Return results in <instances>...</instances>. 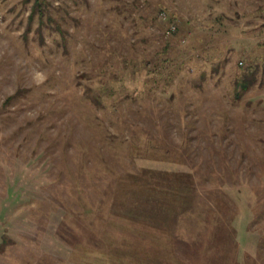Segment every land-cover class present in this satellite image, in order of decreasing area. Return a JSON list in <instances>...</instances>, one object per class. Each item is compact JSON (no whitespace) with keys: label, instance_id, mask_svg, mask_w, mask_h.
<instances>
[{"label":"rangeland","instance_id":"1","mask_svg":"<svg viewBox=\"0 0 264 264\" xmlns=\"http://www.w3.org/2000/svg\"><path fill=\"white\" fill-rule=\"evenodd\" d=\"M150 177L264 264V0H0V264H78Z\"/></svg>","mask_w":264,"mask_h":264},{"label":"trees","instance_id":"2","mask_svg":"<svg viewBox=\"0 0 264 264\" xmlns=\"http://www.w3.org/2000/svg\"><path fill=\"white\" fill-rule=\"evenodd\" d=\"M40 5L37 1L36 6L38 10L41 8ZM40 15H42V11ZM240 86L246 88L244 82ZM133 181L136 182L135 179ZM159 181L157 178L150 177L148 179V192H144L141 195L134 193L135 195L133 194V197H131V194L127 195L129 198L125 201L127 206L125 217H119L118 221H125L126 226H131L130 229L123 231V233H118V231H112L110 233L108 227L112 219L111 215H114V218H116V212L114 209H111L109 210L108 216L103 219L104 221L101 225L100 232L98 231L96 235L93 234L94 239H92L91 234L86 232L83 240H81V242L84 241L82 244L85 246V255L79 257L78 264H134L128 258V255L133 256L135 248L137 249L139 246L136 237V227L140 226L152 227L153 229L168 234L175 242L182 241L187 243L189 252L194 250L193 254H195L196 260L200 258H216L220 259V264H230V258L234 262L232 255L237 253L238 255L239 253L244 254L240 248L245 246V241L248 243V240L244 238L245 235H240L243 230V224L241 221L238 226L236 224L238 213L231 215L225 209H221L217 213L218 211H213L208 207L202 213L203 219L200 223L202 227L207 229L206 233L200 236H191L188 230L182 228V225H187L188 221L185 218L192 217L193 214L191 215L190 212H195L193 203L190 202L195 192L190 193L191 191L188 189V191L181 193L184 198H189L187 201H185L186 199H179L181 202L179 200L178 202L176 200L175 202H169L165 198L167 195H176V190L180 194V179L178 178L177 182L170 180L168 181V185H165L166 181H163L162 184ZM163 187L165 188L163 189ZM113 199L111 203L115 205L116 201ZM183 206L186 209L179 210ZM246 208L248 213L252 211L247 206ZM127 209H129V214L127 213ZM179 211L183 214L178 215ZM190 223L188 222V225ZM200 239L202 240L200 241ZM3 248L0 245V249L3 250ZM222 250H224V253ZM246 256L244 255L245 258Z\"/></svg>","mask_w":264,"mask_h":264},{"label":"crops","instance_id":"3","mask_svg":"<svg viewBox=\"0 0 264 264\" xmlns=\"http://www.w3.org/2000/svg\"><path fill=\"white\" fill-rule=\"evenodd\" d=\"M244 237L248 240L245 241V246L240 249L244 252L232 255L233 261L230 258V264H252L246 261L244 255L253 257V252H256L257 247L253 244V239L249 242L251 233H246ZM136 237L139 246L135 248L134 264H220V259H205L200 258L192 261L190 255L185 253L189 252V246L182 241L172 240L166 233L153 229L152 227H136ZM253 250L251 252L250 250Z\"/></svg>","mask_w":264,"mask_h":264},{"label":"built area","instance_id":"4","mask_svg":"<svg viewBox=\"0 0 264 264\" xmlns=\"http://www.w3.org/2000/svg\"><path fill=\"white\" fill-rule=\"evenodd\" d=\"M172 30H174V28H172Z\"/></svg>","mask_w":264,"mask_h":264}]
</instances>
